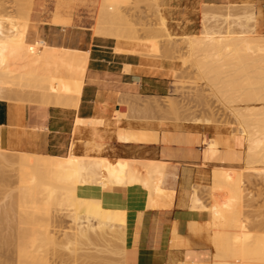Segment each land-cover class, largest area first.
Returning <instances> with one entry per match:
<instances>
[{
  "label": "rangeland",
  "instance_id": "374dc122",
  "mask_svg": "<svg viewBox=\"0 0 264 264\" xmlns=\"http://www.w3.org/2000/svg\"><path fill=\"white\" fill-rule=\"evenodd\" d=\"M227 6H231L232 8L230 7L231 9L226 10ZM226 11L230 12L229 16L225 15ZM245 12H252L254 14V19L256 21V24L254 22V34L251 33L253 27L249 26V28L244 29L243 27L236 25L237 21L235 20L237 18H243ZM1 16L6 19V26L4 25L7 29L6 32L9 30L13 31L14 29L11 28H13L14 25L15 38H13V33V35L11 34L12 36H10L12 31L9 33V36L14 39L16 45L22 47H46L43 45V40L34 38L30 34L32 31L31 27L34 26V20H38L40 21L41 26L47 27L48 33H53L55 38L63 41L60 45H67V39L75 33L86 32L87 34H92V36L114 40L116 43V52L140 54L141 56H147L157 60H166L173 63L175 66V72L172 74L169 94L162 98L139 99L133 109L136 112V120L151 122L160 127L179 128L184 125L201 126L206 132L207 140H222V138L225 140L230 139L233 135H238L235 129L234 119L230 113L233 110L239 111L240 116L245 121L251 118H258L264 126V101L261 100V97L264 96V66H260L263 65L261 60H264V58L261 60L259 58L261 57V54L259 53H261L260 51H262L263 48L261 46H264V29L258 27L257 7L252 0H124L118 7L115 9L111 8L110 10L100 3V0H0V17ZM225 17H227V21L235 22L233 24L231 23L230 31L225 33V31L222 30L220 36L218 34H213L212 32L217 30L215 29L217 27L216 25L220 26L218 28L222 27V29L227 26L226 23H221ZM161 19L164 22V28L166 30L164 32L161 27ZM10 26L12 27L10 28ZM108 29L111 31H108ZM205 33L210 35L209 37L213 39L210 43H213L214 45H208L207 43L206 47H204L205 43H202L204 44L202 48V44H198V41H196L197 45H200L201 47H199L200 49L198 50L196 47L197 45L195 46L196 43H194V46L197 48H194L196 55L193 52L195 58H191L190 50L188 48V40L198 39L201 43V41L207 37ZM168 34L171 36H168ZM218 37H221L222 40L227 42V48L229 49V53L227 51L228 54H221L222 57L218 54V52L222 53V50H220V52L218 50L219 46H216L214 43ZM226 42L223 43L226 45ZM223 43L221 45H224ZM207 46L210 50H203L207 48ZM209 46L212 47L210 48ZM229 47H232L233 49ZM258 48L261 50L259 51ZM212 49H214L215 52L214 50L212 51ZM231 49L232 52L230 53ZM233 50H237L238 52ZM203 51L206 53H203ZM217 54L221 57V60L219 57L216 59ZM262 56H264L263 53ZM223 57H225L224 60L227 62L223 61ZM224 63L225 65H223ZM196 64L200 65V71H197ZM2 71H0V75L5 72V69L3 72ZM30 71V69L24 68L23 66L18 68L10 66L6 71L7 76H15V78H10L8 80V88L6 89H9L14 79H16L15 81L17 82L23 80L18 79L19 75L21 78L31 76ZM11 79L12 81H10ZM210 86L216 89V92H214V89L212 90ZM11 88H13V86L10 87V92H7L5 89V92L2 94V101H15L18 103L40 106V103L37 100L38 98H35L34 94H32L33 96L30 94L32 91L28 93L26 87L20 89L17 88L15 91ZM216 94L219 98L221 97L222 100H220ZM222 101L230 106H227V108L226 104ZM229 108L230 110H228ZM117 116L121 115L118 114ZM204 123H207L208 125ZM249 130V135H254L252 128L249 127ZM115 134L122 136L123 130L116 128ZM250 147L251 145L249 144V148ZM1 149L0 146V151H2ZM238 149L241 152L242 161L237 164L235 169L230 171L229 169H226L227 172H224L226 174H221L223 173L222 171H219V174H216L218 171L216 170L215 172V169H213L211 173V176L213 177H208L204 184L195 185L191 189L200 199V202L208 209H211V214H213L212 217H216L215 220L213 219L215 224L216 220L220 221V225L217 224L220 226V230H217L219 227H216L214 233L218 234L217 232L219 231L221 238V233L223 232L224 236L221 239H224L227 242L231 239V243L232 241L234 243L236 241L239 242V238L242 237V240H240L241 242L245 237L246 241H244L246 243L243 242V244H241H246L245 246H247L251 241H255L256 244L257 241L253 236L256 232H258V235L255 236H260L261 238L264 237V165L256 166L258 169L263 168V173L258 176L247 173L245 170V145ZM2 152H4L3 156L6 157H3L2 161L0 160V230L2 231H0L1 264L17 263V261L15 263L17 258L14 249V236L18 231L16 227H18L20 223V215L16 211L15 198H17L16 193L20 192H26L29 198L26 211L23 213V215H27L28 220V222H26V219V221L24 220L28 224L27 234L25 238L19 242L18 247L23 264H124L123 257L125 245L119 242V240H117V242L115 239L117 245H121V247L119 248L117 245H115L117 246L115 247L113 244L114 247H111V243H109V240L113 238L111 236H107L108 243L104 242V244H107L112 249L119 248L117 253H115L117 249L112 250L111 248L109 251L112 250V252H115L108 253L106 252L108 251L107 249L105 252H101L103 248L100 247L101 245H99V242V246L96 243L89 245H84V243L82 245L76 244L75 241L70 239L69 236L72 227L70 218L68 217V210L70 207L67 206V201L61 202L66 196L65 189L56 182L54 175L50 171L51 166L48 165L45 170H40L35 173L30 170L29 160L26 158L25 160L21 157L24 152L17 153L6 150H3ZM250 153L251 152H249L248 155H250ZM17 155H21L20 159L19 157H16ZM54 157L55 159L52 160L60 162L67 159V156ZM116 161L119 162V165L118 167H111L110 176L118 186L122 181L130 182L131 178H138L141 181H144L147 178L153 180L156 171L155 167L150 164L163 163L161 161H126L119 159ZM22 173H25V177L16 181V177H20ZM232 182H234L233 184L236 182L235 185L237 186L238 184L237 187H239V191L237 189V194L240 193V196L236 195L237 198L239 197L238 200H236V202H239H237V205H235L236 202L234 201L236 197L232 195V192L230 191ZM32 196H34V198L31 199ZM247 196H249L248 200ZM147 199L150 201L151 197L147 196ZM80 202L82 203V207L79 209L80 212L83 213L85 210L96 212L95 206L88 204L84 200H80ZM2 209L7 211L4 210L5 213H2ZM116 211H118L120 215L123 214L122 220L126 219L125 211L122 213L119 210ZM16 213L18 215H16ZM230 213H233L232 215L235 216V220L237 217L238 220L241 219L242 221L244 220L247 222V226L241 224L242 228L239 227L238 229L237 227L241 234L239 231L237 232L235 229L236 227L234 228V232L240 234V236H238L239 234L237 235L238 237L236 236L238 239H233L236 235L234 233V236L230 238V233L233 230V226L237 224L240 225V223L243 222L239 220L240 223L237 222V224L235 223L233 225L230 223V226H232L230 228V226L226 224L227 218L231 215ZM3 215L4 217H2ZM83 215L84 214H82V216ZM232 215L230 217L233 219L234 216ZM5 216H7V218ZM119 218L117 217L116 219L118 222ZM225 218L226 227H222L224 222L221 223V221H223L222 219L225 220ZM3 219L4 221H2ZM228 219H230V221L234 220H231V218ZM116 220H113V223H115ZM5 223L10 224L4 225ZM115 224L111 223L112 229L114 230L117 229L116 227H113ZM122 224H120V226ZM215 224L214 226H217ZM117 225L119 226V224ZM227 226H229L228 232V229L225 231ZM243 230H246L247 232L249 231L248 237H250L251 241L247 240L245 235H242L246 234V231L243 233ZM6 233H9V236H7ZM10 234L12 237H10ZM1 235L4 237V240H2ZM226 235L228 236L226 237ZM5 237L8 238L7 240L10 239L13 241H8L10 242L8 244ZM110 237L111 239L108 240ZM215 237H217V235H214V238ZM260 237L258 239H260ZM68 240H70L72 246L77 249L76 254L73 255L74 257L69 256L68 251L62 249V247L57 248L53 245L54 242L66 243ZM247 241H249L248 244ZM4 242H6V246H9L5 247L3 245ZM215 242H217V240H215ZM253 242L251 244L254 245L253 249L256 246L258 247V245H264L263 241L259 242L260 244L257 242L258 245L256 244V246ZM95 244L97 246H95ZM241 244L238 245L240 246ZM107 245L104 246L106 247ZM218 246H220L219 243ZM226 246L224 249H226ZM222 247L223 246H220L219 248ZM235 247H231L229 242V249L231 248L230 252H236L237 248ZM248 247H251L252 249V246L248 245L246 248ZM233 248L235 250H233ZM241 248H243V246ZM253 249L252 251H256V249ZM97 250L99 251L97 252ZM219 250L221 253V249ZM227 250L228 248L226 251ZM241 250L243 249H240L239 247L240 252ZM258 250H260V253L263 251L259 248ZM246 251L247 254L243 253L242 255L250 256V251L248 249ZM252 251L251 254L253 253ZM240 252L237 251V254ZM225 254L226 252L224 253V256ZM253 254L252 258L249 257L250 259L248 256L245 257V259H249H247V262L251 263L252 259L254 261V258L257 257V260L259 259V261H256V259L255 261L258 264L264 258L263 254L262 257L259 254L262 259L258 258V254H254L256 257H253ZM88 255H90L91 258H94L95 256V259H91ZM228 255L229 254L227 253V256ZM239 255L242 256L241 254ZM220 256L221 257L219 258H221V260H218L219 262L217 261V263H225V261H228V257L222 260V258H224L222 257L223 254ZM1 258H5V261ZM229 258L230 261L232 258L233 261H236V259H234L236 257L230 256ZM242 258H237V262L239 261L238 263L240 264L245 262ZM247 262L246 264H248Z\"/></svg>",
  "mask_w": 264,
  "mask_h": 264
},
{
  "label": "crops",
  "instance_id": "0c3cea01",
  "mask_svg": "<svg viewBox=\"0 0 264 264\" xmlns=\"http://www.w3.org/2000/svg\"><path fill=\"white\" fill-rule=\"evenodd\" d=\"M252 1L257 7L258 27L264 29V0ZM34 26L49 43L43 57L47 68L40 65L39 71L67 78L70 67L81 65L83 87L76 108L0 100L1 148L64 157L74 145L76 156L166 163L164 182L152 207L147 206V194L140 185L85 186L78 194L99 198L105 206L126 212L124 264H215L208 217L189 208L187 192L204 184L213 169H235L242 161L240 150L221 145L206 148L202 143L207 140L206 132L201 126L160 127L135 119L133 109L139 99L169 94L173 63L116 52L114 40L86 32H77L67 39V45H60L63 41L48 33L40 21L34 20ZM6 65L18 68L25 61L17 58ZM91 122L96 126H90ZM116 128L123 130L121 137L115 136Z\"/></svg>",
  "mask_w": 264,
  "mask_h": 264
},
{
  "label": "bare ground",
  "instance_id": "6f19581e",
  "mask_svg": "<svg viewBox=\"0 0 264 264\" xmlns=\"http://www.w3.org/2000/svg\"><path fill=\"white\" fill-rule=\"evenodd\" d=\"M123 1L124 0H100V3H102L103 5H105L109 10L111 9V8H113V9H115L116 7H118L120 4H122L123 3ZM231 6H227L226 7V10H229V9H231L230 8ZM234 8V7H233ZM225 10V9H224ZM226 14V16H229L230 15V12L229 11H226L225 12ZM255 13V12H254ZM2 17V16H1ZM0 17V71H4V69H5V72L4 73H2L1 75H0V100L2 101L3 100V98H2V94L5 92V89L6 88H8L7 87V85H8V80L10 79V78H15V76H12V77H10V76H7V70H8V68L10 67V66H8V65H6V63L8 62V61H10V60H15V59H17V58H19L21 61H25V65H23V67L24 68H27V69H30L31 71V76H28L27 78L25 77V78H21V76L19 75L18 76V79H20V80H22L21 82H17V81H15L16 79H14L13 80V83H12V85L10 86V87H12L13 86V88H11V89H13V91H15L17 88L18 89H20V88H22V87H26V89H28L27 91H28V93H30V91H32V93H30L31 95L32 94H34L35 95V98L37 97L38 99V101H39V103H40V105H46V106H57V107H61V108H66V107H72V108H76L77 107V105H78V101H79V97H80V94H81V90H82V87H83V80H82V77H81V73H85V72H83L82 71V66L81 65H79V66H75V67H70V69H68V70H70V72L68 73L67 72V74H69L70 75V73H71V76H67V74H65V72H64V74L67 76V78H63L61 75H59V73L58 74H52L51 73V71H49V70H44L43 72H40L39 71V66L41 65V66H44L45 65V63H44V61H43V57H44V54H45V52L48 50V39L44 36V35H42V34H40V31L37 29V27H35V26H32L31 27V35L34 37V38H38V39H41V40H43V45L44 46H46V47H43V48H29V47H22V46H19V45H16L15 44V41H14V39H12V37H10V36H12L13 34H14V30H15V28H14V25H13V28H11L12 26H10V28L11 29H14L12 32L9 30V31H7L6 32V28H5V22H6V19L5 18H1ZM228 19H227V17H225L222 21H221V23H226L227 24V26L224 28V29H222V27L221 28H218V27H220V26H218V25H216L217 27L215 28V29H217L216 31H213L212 33L213 34H218L219 36L221 35V33H222V30L223 31H225V33H228L229 31H230V28H231V23L233 24V23H235V22H232V21H227ZM234 21V20H233ZM235 21H237L236 23V25H239L240 27H243L244 29H247V28H249V26L250 27H253V29H252V31H251V33L252 34H254L255 33V30H254V22H255V24H256V21H255V19H254V14L252 13V12H245L244 13V16H243V18H237ZM7 22H9V21H7ZM10 23V22H9ZM5 25V26H4ZM220 25V24H219ZM222 25V24H221ZM161 27H162V31L164 32V31H166L165 30V28H164V22L162 21V19H161ZM215 27V26H214ZM9 28V27H8ZM214 29V28H213ZM108 31H111V30H109L108 29ZM11 32V33H10ZM9 33H10V36H9ZM13 33V34H12ZM12 34V35H11ZM206 34V33H205ZM208 34V33H207ZM206 34V38L203 40V41H201V43H200V41L197 39H195V40H192V39H190V40H188V48H189V50H190V57L191 58H195L194 56L196 55V53L194 52V50L195 49H197L198 48V50L200 49L199 47H201L200 45H197V43L198 44H202V43H205V46L204 47H206V44L208 43V45H214L213 43H210V41H212L213 39L211 38V37H209L210 35L208 34L207 35ZM168 36H171V35H169L168 34ZM13 38H15V34H14V37ZM184 38V37H183ZM186 38V37H185ZM188 38V37H187ZM195 41V42H194ZM196 41H198L197 43H196ZM263 41H264V37H263ZM223 42H226V41H224V40H222V38L221 37H218L215 41H214V43H215V45L216 46H219V48H218V50L220 51V50H222V53H219L218 52V54H222L223 55V53H227V51H228V53H229V49L227 48L228 46H227V42H226V45L223 43ZM194 43H196L195 44V46L197 47H195L194 46ZM210 43V44H209ZM224 44V45H221V44ZM232 44V43H231ZM203 45L204 44H202V48H203ZM194 46V47H193ZM215 46V47H216ZM233 46V45H232ZM50 47V46H49ZM210 48L212 47V46H209ZM261 47H263L262 48V51H260L259 50V48H258V50L261 52V53H259V54H261L260 56L261 57H259L260 58V60L261 59H263L264 58V56H262V53L264 54V46H261ZM53 48V47H52ZM195 48V49H194ZM229 48H232V47H229ZM57 49V48H56ZM60 49H61V46H60ZM60 49H59V51H60ZM64 49V48H63ZM69 49V48H68ZM210 50L209 48H208V46H207V48H205V49H203V50ZM215 49V48H214ZM214 49H212V51L214 50ZM228 49V50H227ZM233 49V48H232ZM232 49H231V51H230V53L232 52ZM53 50H54V48H53ZM66 49H64V51H65ZM71 50H73V49H71ZM218 50H216V51H218ZM240 50V49H239ZM257 50V51H258ZM73 51H75V50H73ZM233 51H236V52H238L237 50H233ZM81 52H82V50H81ZM195 53V55H194V53ZM201 52V51H200ZM214 52H215V50H214ZM221 52V51H220ZM48 53V52H47ZM46 53V54H47ZM51 53V52H50ZM202 53V52H201ZM203 53H206V52H204L203 51ZM227 53V54H228ZM56 54H58V52L56 53ZM66 53H64V55H65ZM74 54V53H73ZM73 54H72V57H73ZM218 54H217V56H216V59H218ZM237 54V53H236ZM235 54V55H236ZM67 55H69V54H67ZM76 55V54H75ZM222 55H221V57H222ZM226 55V54H225ZM224 55V56H225ZM59 56H60V54H59ZM59 56H56V57H59ZM83 56V55H82ZM229 56V55H228ZM259 56V55H258ZM55 57V56H54ZM62 57H64V56H62ZM61 57V58H62ZM66 57V56H65ZM78 57V56H77ZM221 57H219V59L221 60ZM226 57V56H225ZM225 57H223V61H225L224 60V58ZM234 57V56H233ZM49 58V57H48ZM82 58V57H81ZM85 58V57H84ZM197 58V57H196ZM55 59V58H54ZM63 59V58H62ZM68 59V58H67ZM77 59V58H76ZM51 60V59H50ZM60 60V59H59ZM86 60H87V58H86ZM198 60V59H197ZM49 61V60H48ZM47 61V62H48ZM229 61H231V60H229ZM228 61V62H229ZM58 62V61H57ZM62 62V61H61ZM65 62V61H64ZM78 62V61H77ZM85 62V61H84ZM87 62V61H86ZM85 62V63H86ZM196 62V61H195ZM225 62H227V61H225ZM261 62L263 63V65H260V66H264V60H261ZM71 63V62H70ZM73 63V62H72ZM82 63V62H81ZM52 64V63H51ZM56 64V63H55ZM59 64V63H58ZM229 64V63H228ZM63 65V64H62ZM197 65V64H196ZM195 65V66H196ZM223 65H225V63L223 64ZM51 66V65H50ZM55 66V65H54ZM59 66V65H58ZM61 66V65H60ZM63 66H65V65H63ZM73 66V65H72ZM84 66H85V64H84ZM199 66V67H198ZM45 67V66H44ZM66 67V66H65ZM198 67V68H197ZM45 68H47V66L45 67ZM63 67H61V69H62ZM68 68V67H67ZM200 65H197L196 66V69H197V71L199 70L200 71ZM54 69V68H53ZM84 69V68H83ZM63 70H64V68H63ZM62 70V71H63ZM66 70V69H65ZM126 70V69H125ZM124 70V71H125ZM2 71V72H3ZM129 71V70H128ZM58 72V71H57ZM59 72L61 73V74H63L60 70H59ZM199 73V72H198ZM64 76V75H63ZM17 77V76H16ZM20 77V78H19ZM20 80H18V81H20ZM10 81H12V79L10 80ZM28 82V83H27ZM10 87H9V89H10ZM211 87V86H210ZM9 89L7 90L6 89V91L8 92L9 91ZM211 89L213 90L214 88H212L211 87ZM238 90V89H237ZM214 92H216V89H214L213 90ZM10 92V91H9ZM263 92H264V90H263ZM205 93V92H204ZM207 95V94H206ZM217 95V94H216ZM33 96V95H32ZM215 97V96H214ZM217 97H218V95H217ZM219 98V97H218ZM262 99V101H264V96L263 97H261ZM220 100H222L221 99V97L219 98ZM199 100V99H198ZM206 100V99H205ZM217 100V99H216ZM14 101V100H13ZM15 102V101H14ZM199 102V101H198ZM223 102V101H222ZM202 103V102H201ZM204 103V102H203ZM223 103H225V102H223ZM205 104V103H204ZM226 104V103H225ZM204 106V105H203ZM228 105L226 104V107H227ZM230 106V105H229ZM228 106V107H229ZM227 107V108H228ZM174 108V107H173ZM228 110H230V108L228 109ZM234 111V112H233ZM233 111H231L230 113H231V115H232V117H233V119H234V123H235V129H236V131H237V133H238V135H233V136H231L230 137V139H225V140H223V138H222V140H219V139H210V140H203V145L206 147V148H208V149H217V147L218 146H223V147H226L228 150H232V149H230L231 147H234V148H240V147H242L243 145H245V151H246V157H245V170L247 171V173H251V174H255V175H260V174H262L263 172V168H260V169H258V168H256V166H259V165H264V126H263V124L261 123V121L258 119V118H251V119H248V120H243L242 119V117L240 116V114H239V111H235V110H233ZM118 115V114H117ZM178 117V116H177ZM181 119V118H180ZM207 119V118H206ZM191 120V119H190ZM77 121V123H82L83 121H80V120H76ZM75 121V122H76ZM102 121V120H101ZM100 121V122H101ZM205 121V120H204ZM92 122H94L93 120H92ZM91 122V124H89L90 126H92V125H94L95 124V126H96V123H92ZM98 122V121H97ZM186 122H189V121H186ZM193 122H194V120H193ZM90 123V122H89ZM192 123V122H191ZM197 123V122H196ZM200 123V122H199ZM209 123V122H208ZM102 124V123H101ZM201 124H202V122H201ZM204 124H207V123H204ZM203 124V125H204ZM77 125V124H76ZM80 125V124H79ZM87 125L88 124H86V125H84V126H86L87 127ZM88 125V126H89ZM98 125V124H97ZM100 125V124H99ZM208 125V124H207ZM94 127V126H93ZM225 127V126H224ZM249 127L250 128H252V130H253V132H254V135H249L250 134V130H249ZM8 128V127H7ZM76 128V127H75ZM24 129V128H23ZM91 129V128H90ZM89 129V130H90ZM91 130H93V128L91 129ZM74 131V130H73ZM89 132V131H88ZM87 132V133H88ZM72 134H73V132H72ZM115 136L116 137H121V135H116L115 134ZM209 136V135H208ZM204 137V136H203ZM229 137V136H228ZM205 138V137H204ZM29 139V138H28ZM31 140V139H30ZM26 142H27V140H26ZM249 144L251 145V147L249 148ZM74 146V145H73ZM73 146L70 148V151H69V153H68V155H67V159H65L63 162H60V161H56V160H52V159H55V157L54 156H49V155H37V154H29V153H24L23 154V156H21L23 159H28L29 160V163H30V170L31 171H33V172H38V171H40V170H45L46 169V167L49 165V166H51L50 167V171L52 172V174L54 175V178H55V180H56V182H58L59 184H60V186H62L64 189H65V194H66V196H65V198L64 199H62L61 200V202H64V201H67L68 202V204H67V206L68 207H70V209L68 210V217L70 218V222H71V224H72V227H71V230H70V239L71 240H73V241H75L76 242V244H84V245H86V244H93V243H96L97 245H98V242H99V245H101L100 247H102L103 248V250L101 251V252H105L106 251V249L108 250V251H106V252H108V253H111L112 252V250L113 249H115V248H111V247H114L115 245H117V243H116V241L117 240H119V242H121L123 245H125V237H126V219H123L122 220V215L123 214H121L120 215V213H118V211H116V210H119L121 213L124 211V210H122V209H119V208H112V207H108V206H105L104 205V203L102 202V200H100L99 198H95V197H84V196H80L79 194H78V189H80V188H83V187H85V186H91V187H95V188H99V189H105V188H112V187H117L118 185H116V183H115V181L113 180V179H111V176H110V170H111V167H118V165H119V162H117L116 160L115 161H113V162H111V161H109L108 159H106V158H103V157H91V156H76V155H74L73 153H72V148H73ZM34 149H36V148H34ZM2 151H3V149H1ZM2 151H0V160L2 161L3 160V157H6V156H3L4 154V152H2ZM36 151H37V149H36ZM249 152H251L250 153V155H248V153ZM5 153H8V152H5ZM20 156L19 155H17L16 157L18 158L19 157V159H20ZM10 157V156H9ZM15 157V158H16ZM29 157V158H28ZM248 157H249V159H248ZM25 159V160H26ZM258 160H261V161H258ZM9 162H12V161H9ZM259 162V163H258ZM7 164V163H6ZM150 165H153L154 167H155V171H156V175H155V177H154V179L153 180H151L150 178L148 179H145L144 181H141L140 179H138V178H131L130 179V182L129 181H122L121 183H120V187H127V186H132V185H140V186H142L144 189H145V191H146V194H147V196H150L151 197V200L150 201H148V204H147V206L148 207H152V204H153V199H154V196H156L157 194H158V188L159 187H161L162 185H163V182H164V177H165V167H166V163H158V164H150ZM216 170L218 171V172H216ZM231 169H229V171H230ZM259 170H261V171H259ZM219 171L221 172H223V173H221V174H226V173H224L225 171L227 172V170L226 169H224V168H221V169H215V172H216V174H219ZM244 171V170H243ZM214 172V173H215ZM234 172V171H233ZM214 173H213V175H214ZM221 174H220V176H221ZM235 174V173H234ZM9 175V174H8ZM212 175V174H211ZM235 175H237V174H235ZM98 176H100V177H98ZM23 177H25V173L23 174L22 173V175L19 177V176H17L16 177V181H18V180H21ZM211 177H213V176H211ZM211 179H213V178H211ZM214 180V179H213ZM11 182V181H10ZM131 183V184H130ZM234 182H232V184H231V188H230V191L232 192V195H234L235 197H236V199L234 200L235 202H236V200H238V198H237V196H240L239 194L240 193H238L237 194V192L239 191V187H237L238 186V184H237V186L235 185L236 184V182H235V184H233ZM3 185V184H2ZM7 185V184H6ZM235 185V186H234ZM5 186V185H4ZM235 187H237V188H235ZM6 188V187H5ZM8 188V187H7ZM237 189H238V191H237ZM11 190V189H10ZM3 192H5L4 190H2ZM8 192H9V190H8ZM187 192V191H186ZM157 193V194H156ZM235 193V194H234ZM11 194V193H10ZM9 194V195H10ZM17 194V198H15V201H16V203H15V205H16V211L18 212V214L20 215V223H19V225H18V227H16L17 228V233H16V235L14 236L15 237V241H14V244H15V255H16V260H15V263H16V261H17V263L16 264H23V260L21 259V256H20V251L18 250V247H19V242H21L22 241V239H24L25 238V236H26V234H27V228H28V224L26 223V222H28V220H27V215H23V213L26 211V208H27V203H28V200H29V198H28V195H27V193L26 192H20V193H16ZM187 194H188V192H187ZM237 195V196H236ZM6 196H8V195H6ZM13 196V195H12ZM9 197V196H8ZM248 197L249 196H247V200H248ZM32 198H34V196H32L31 197V199ZM17 199V200H16ZM6 200V199H5ZM80 200H84V201H86L88 204H90V205H92V206H95L96 207V212L94 211V212H92V211H90V210H85L83 213L82 212H80L79 211V209L82 207V203L80 202ZM188 200H189V208L191 209V210H194V211H200V212H204L205 214H206V216L208 217V222H209V224H210V227H211V241H210V244H211V246H212V248H213V250H214V259H215V264H221V263H223V264H237L238 262H237V258H239V257H241L242 258V256H243V258L242 259H244L245 260V262H242L241 264H246V262H247V259L250 257V258H252V254L254 253L255 255H257L258 254V258H260V259H262L261 257L264 255V249H262V248H264L263 246L264 245H258V244H260L259 242H262L263 241V243H264V240H261V239H264V237L263 238H261L260 236H255V235H258V232H256L255 233V235L253 234V236H254V239H256V241L258 242V244H257V242H256V244L258 245V247L256 246V244H255V241L253 242V241H251V239H250V237H248V233H249V231L247 232L246 230H243V233L246 231V234H242V235H245L246 236V238H247V240H250L251 242L249 243V241H247V244L248 245H250V246H252V249H253V246L254 245H251L252 244V242L255 244V248L253 249V250H255L256 249V251L257 252H259V253H257L256 251H252V249H251V247H248V248H246L247 246H245V245H242L243 244V242H245L246 240H245V237L243 238L244 240L243 241H241L240 242V240H242L241 238H239L240 240H238L239 242H237L236 240H234V241H236L235 243L237 244H235L233 241H232V243H231V239H229L230 241H225L224 239H221L224 235H223V232L221 233V238H220V234H219V231L217 232L218 234H215L214 232H215V230L214 229H216V227L218 228L217 230H220V226H218V225H220V221L219 220H216V224H215V222H214V220L216 219V217H212V215L213 214H211V209L209 208H207L205 205H203L201 202H200V199L196 196V194L193 192V190L191 189V191L189 192V195H188ZM4 202V201H3ZM5 202H7V201H5ZM238 202V201H237ZM235 203V205H237L238 203ZM11 203V202H10ZM218 204V203H217ZM233 205H234V203H233ZM240 205V204H239ZM12 206V205H11ZM161 206H162V204H161ZM184 206V205H183ZM217 207H220V206H217ZM232 207H234V206H232ZM237 207V206H236ZM2 208H4V207H2ZM239 208V207H238ZM237 208V209H238ZM153 209V208H152ZM156 209V208H155ZM240 209V208H239ZM3 210V209H2ZM5 210V209H4ZM4 210L2 211V213H5L4 212ZM223 210V209H222ZM5 211H7V210H5ZM11 211V210H10ZM114 212V214H115V216H114V214H113V212ZM138 211V210H137ZM218 211H219V208H218ZM9 212V211H8ZM8 212H6V213H8ZM92 212V213H91ZM234 212V211H233ZM111 213H112V216H111ZM256 213V212H255ZM9 214V213H8ZM17 213H16V215H18ZM82 214H84L83 216H82ZM121 216H119V215ZM228 214H229V212H228ZM227 214V215H228ZM231 215L233 214V213H230ZM235 214V213H234ZM10 215V214H9ZM9 215H8V217H9ZM116 215H118V216H116ZM223 215V214H222ZM221 215V216H222ZM231 215H229V217L228 218H231V220H233V221H230V219H228L227 218V225H231L230 223H232V225L233 224H237V222H239L240 223V221L239 220H241V219H239L238 220V218L236 217V220H238V221H236L235 220V216L234 215H232V216H234V218L232 219V217H230ZM220 216V215H219ZM242 216V215H241ZM1 217V216H0ZM2 217H4V215L2 216ZM6 218H7V216H5ZM18 217V216H17ZM113 219H112V218ZM115 217V218H114ZM117 217L119 218H121V220H120V218H119V222H118V220H116L117 219ZM16 218V217H15ZM5 219V218H4ZM4 219L2 220V221H4ZM27 221H26V220ZM214 219V220H213ZM218 219V218H217ZM14 220V219H13ZM26 222H25V221ZM111 220H112V222H111ZM113 220L115 221L116 220V222L115 223H117V224H119V226L117 225V224H115V223H113ZM223 221H221V223L222 222H224L223 224H222V227H226V224H225V222H226V218H225V220L224 219H222ZM12 221V220H11ZM16 221H17V219H16ZM120 221H121V223H120ZM123 221V222H122ZM264 221V220H263ZM112 224H115V225H117V226H113V227H116L117 229H112V225H111V223ZM241 222H243V223H240V225H235V226H230V228L232 227L233 228V230H232V232L230 233L231 234V236H230V238H232V236H234V234H236L234 237L235 238H233V239H238V238H236V236L240 233V230H238L239 229V227H241L242 228V225L241 224H244L243 226H245L246 225V223L247 222H245L244 220L242 221L241 220ZM245 222V223H244ZM123 223V224H122ZM8 225L10 224V223H7ZM6 223L4 224V225H7ZM120 224H122L121 226H120ZM214 224L215 225H217V226H214ZM225 224V225H224ZM253 225V224H252ZM258 225V224H257ZM3 226V225H2ZM229 226H227V228L225 229V231L228 229V227ZM247 226V225H246ZM8 227H10V226H8ZM7 227V228H8ZM215 227V228H214ZM236 227V228H235ZM237 227H238V229H237ZM234 228L237 230V232L239 231V233H237V232H234ZM11 229V228H10ZM9 230V229H8ZM7 230V231H8ZM222 230V229H221ZM235 230V231H236ZM1 231V230H0ZM4 231H5V229H4ZM14 231V230H13ZM229 231V229L227 230V232ZM253 231V230H252ZM2 232V231H1ZM6 232V231H5ZM9 232V231H8ZM234 233V234H233ZM7 234V236H9V233H6ZM227 234V233H226ZM233 234V235H232ZM241 234V233H240ZM240 234L238 235V236H240ZM214 235H217V237H215V238H217V239H215L214 238ZM218 235H219V237H218ZM2 236V235H1ZM5 236V235H4ZM107 236H111V237H113L112 239H111V237L110 238H108V240L109 239H111V240H109V243H111V247H109L107 244H104V242H106V243H108V241H107ZM228 235H226V237H227ZM237 236V237H238ZM10 237H12V235L10 234ZM13 237V238H14ZM226 237H225V239H226ZM260 237V239H258ZM2 238V240H4L3 238V236L1 237ZM220 240H219V239ZM252 238V237H251ZM8 238L7 237H5V240L7 241V243L9 244L10 242H12L13 240H7ZM115 239H116V241H115ZM253 239V240H254ZM258 239V240H257ZM2 240H1V242H2ZM112 240H113V242H112ZM215 240H217V242H215ZM219 240V241H218ZM227 240V239H226ZM259 240H261V241H259ZM8 241H10V242H8ZM111 241V242H110ZM222 241H224V242H222ZM81 242V243H80ZM118 242V241H117ZM220 242H221V244H220ZM226 242V243H225ZM229 242H230V246L231 247H235V248H237V251L238 252H240L239 251V247H240V249H243V250H241V252L242 251H244V249L246 248V250L248 249L249 251V254H250V256L249 255H242L243 253L244 254H247V251L245 250L243 253H238L237 254V251L235 252V251H232V252H230L231 251V248L229 249ZM218 243H219V245L220 246H223L222 248H219L220 246H218ZM222 243H224V244H222ZM242 243V244H241ZM246 243V242H245ZM263 243H261V244H263ZM6 244V242H4V246L5 247H7V246H9V245H5ZM95 244V246H97ZM103 244V245H102ZM114 246H113V245ZM227 246H226V245ZM233 244V245H232ZM238 244H241L240 246L238 245ZM2 245V246H3ZM53 245L55 246V247H62V249H64V250H66V251H68V255L69 256H71V257H74L73 255H75L76 254V251H77V249H76V247H73L72 246V243H71V241L70 240H68L66 243H62V242H60V243H53ZM87 245V246H88ZM98 245V246H99ZM104 245H107L106 247L104 246ZM235 245V246H234ZM91 246H93V245H91ZM94 246V247H95ZM105 248H104V247ZM117 246H119V248L121 247V245H117ZM117 246H115V247H117ZM225 246H226V249L228 248V250L226 251V249H224L225 248ZM237 246H239V247H237ZM243 246V248H241ZM245 246V247H244ZM5 247H3V248H5ZM12 247V246H11ZM262 247V248H261ZM112 249L111 251H109V249ZM119 248H116L115 250H116V252L115 251H113V252H115V253H117L118 252V249ZM258 248L259 249H261V250H263L261 253H260V250H258ZM6 249V248H5ZM11 249V248H10ZM13 249V248H12ZM14 249H13V251H14ZM219 249H221V253L219 252L220 250ZM224 250H225V252H226V254H225V256H224ZM233 250H235L234 248H233ZM96 251V250H95ZM99 250H97V252H98ZM251 251L253 252L252 254H251ZM4 252V251H3ZM112 252V253H113ZM119 252H120V250H119ZM234 252V253H233ZM227 253L231 256V257H236V258H234V259H236V261L234 260H232L231 259V261H230V256L228 255L227 256ZM231 253V254H230ZM236 253V254H235ZM257 253V254H256ZM9 254V253H8ZM11 254V253H10ZM13 254V253H12ZM221 254H223V256L222 257H224V258H222V260H224V259H226L227 257V259H228V261L226 262L225 261V263L224 262H221V263H217V261L218 260H221V258H219V257H221L220 255ZM237 255V256H235V255ZM239 254H241L242 256H240ZM253 254V257L255 256ZM259 254H260V256H259ZM263 254V255H262ZM2 255V254H1ZM7 255V254H6ZM85 255V254H84ZM91 255V254H90ZM90 255H88L89 257H90ZM86 256H87V254H86ZM86 256H84L85 258H87ZM246 256H248V258L247 259H245V257ZM12 257V256H11ZM256 257V256H255ZM264 257V256H263ZM91 258V257H90ZM89 258V259H90ZM218 258V259H217ZM249 258V259H250ZM1 259H3V258H1ZM5 259V258H4ZM3 259V260H4ZM91 259H95V256H94V258H91ZM241 259V260H242ZM248 259V260H249ZM255 259H256V261H259V259L257 260V257L256 258H254V261H253V259H252V261H251V263L250 262H247L248 264H255L256 263V261H255ZM2 260V261H3ZM243 260V261H244ZM5 261V260H4ZM219 262V261H218ZM237 262V263H236ZM254 262V263H253ZM262 262V263H261ZM261 262H259V263H261V264H264V258H263V260L261 261ZM3 263V262H2ZM11 263V262H10ZM204 263V262H203ZM209 263V262H208ZM258 263V264H259ZM1 264V263H0ZM202 264V263H201ZM205 264V263H204ZM238 264H240V263H238ZM257 264V263H256Z\"/></svg>",
  "mask_w": 264,
  "mask_h": 264
}]
</instances>
